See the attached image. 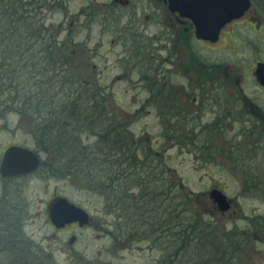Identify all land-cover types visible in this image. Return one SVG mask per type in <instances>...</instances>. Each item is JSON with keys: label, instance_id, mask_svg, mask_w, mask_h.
Returning <instances> with one entry per match:
<instances>
[{"label": "flooded vegetation", "instance_id": "1", "mask_svg": "<svg viewBox=\"0 0 264 264\" xmlns=\"http://www.w3.org/2000/svg\"><path fill=\"white\" fill-rule=\"evenodd\" d=\"M249 1L248 9L224 23L214 38L198 36L194 21L172 10L169 0H88L85 9L72 17L67 32L57 24L60 42L71 50L78 69L90 70L87 78L74 73L78 82L92 81L95 94L107 97V105L95 109H114L110 104L114 87L129 97L125 121L137 142L130 152L135 155L140 141L159 140L156 149L146 144L142 152L149 170L161 178L166 201H172L171 182H175L166 178L170 167L163 166L168 150L190 156L199 174L196 181L211 183L199 195L197 209L176 212L186 222L184 254H178L184 235L176 232L170 203L166 217L158 205L151 208L153 227L147 232L142 227L127 233V217L122 213L125 244L150 240L160 254L157 264L168 262L162 252L167 245L171 264H180L183 255L182 264H264V0ZM87 28H97L96 42L89 35L79 37L82 31L89 32ZM108 36L112 49L116 46L119 52L109 69L118 74L110 76L106 85L109 71L97 77L93 73L97 66L89 60L98 53L94 47L103 46ZM144 119L155 122L151 128L159 131L134 133V125L149 123ZM29 148L40 157L39 150ZM179 161L184 163L185 158ZM40 171L39 165L27 176L0 175V260L5 262L0 264H32L33 252L48 258L42 247L33 251V239L22 230L25 204L20 195L29 179H40ZM176 183L186 185L182 178ZM211 190L223 192L226 205L220 207ZM51 201L44 207L47 216ZM47 221L52 225L49 216ZM75 226L85 227L76 222L62 228L52 225L59 232ZM144 236L148 239L141 240ZM74 239L75 235L70 241Z\"/></svg>", "mask_w": 264, "mask_h": 264}, {"label": "trees", "instance_id": "2", "mask_svg": "<svg viewBox=\"0 0 264 264\" xmlns=\"http://www.w3.org/2000/svg\"><path fill=\"white\" fill-rule=\"evenodd\" d=\"M61 2L0 0V114L16 110L30 116L37 150L50 156L40 164L44 171L49 168L47 175L106 196L113 212L119 211L118 218L122 219L125 211L127 233L142 227L147 232L153 227L151 208L166 200L164 186L155 170H149L142 152L145 147L136 146L135 155L130 152L137 142L132 140L125 119L113 111L96 110L107 105V97L95 94L92 81L78 82L70 70L74 62L71 52L63 48L57 28L45 14ZM4 95L8 97L3 99ZM13 105L19 107L14 110ZM177 186L182 185L172 182V192ZM134 188L138 191L131 195ZM180 203L181 210L193 208L184 200ZM157 210L164 211L159 205ZM175 215L176 232L184 235L186 222L181 214ZM138 220L141 224L137 227ZM114 234L115 239L124 236L123 229ZM183 237L178 254L187 249ZM163 249L167 254L163 259L168 262L161 263L171 264L168 245ZM182 258L180 264L186 259Z\"/></svg>", "mask_w": 264, "mask_h": 264}, {"label": "rangeland", "instance_id": "3", "mask_svg": "<svg viewBox=\"0 0 264 264\" xmlns=\"http://www.w3.org/2000/svg\"><path fill=\"white\" fill-rule=\"evenodd\" d=\"M97 1L100 2L102 0ZM107 1L109 0H105V3ZM87 2L88 0H68L66 4L63 3L61 6H54L55 8L52 12L48 11L45 12V14L49 22L55 25L56 28L57 24L61 23V28H65V32H67L72 17H75L74 15L77 14V12L85 9ZM87 29L89 32H87V30L82 31L79 37L83 39L86 38V35H89L90 41L96 42L98 39L97 28H93L91 31L89 28ZM105 39L106 41L103 46L96 48L93 42L90 45L98 52L94 59L91 58V60H89L91 66L93 64L97 66L98 70L93 72L97 77L109 71L110 66L114 62V58H116L115 55L119 52V48L116 46L112 49L110 36ZM108 51H111L109 55H107ZM224 51L226 52L227 50ZM70 70L73 74H78L80 79L82 76L87 78L90 73V70L87 72L88 74L85 70H79L78 64L74 62ZM108 73V79H104L106 85L110 83V76L118 74V70L113 69ZM114 89L115 92L110 96V104L114 106V109L111 111H113L116 116L125 119V113L129 111L127 109V103L129 101L127 98L129 97L122 92V89L116 87H114ZM6 97L8 96L4 95L3 99ZM18 107V105H13L14 110ZM143 122L149 123L142 124L141 126H133L132 131L137 135H141L147 130L151 133L159 131L156 127L151 128L154 126L155 122L146 119H144ZM142 126H146V128ZM139 143L142 145L141 147H145L146 144L150 145L153 150L160 144L157 139L149 140L148 142L145 141V143L140 141ZM11 144H20L26 147H32L33 149L38 148L30 116L22 115L16 110L6 111L4 114H0V153L6 145ZM39 152L42 160H44V158H50V156L45 155L42 151ZM167 156L168 160L166 161ZM180 158H185V162L180 163ZM164 159L166 166L165 164H163V166L170 167L169 170L165 171L166 178H170L175 182H178L179 179L182 178L184 182H186V185H184V187L182 186L183 188L177 186L175 191L172 192V197L175 196L176 200L173 201V198L172 201L163 200L158 203V205L161 209L166 211L170 203L173 209L175 208L176 210L174 211L175 214V212H179L177 209L181 207L180 200L186 196L187 202L193 204V208L197 209L199 206V195L202 192L208 191L211 183L208 181L200 183L196 181V177L199 174L195 171L194 162L191 160L190 156L181 155L176 152V150H168ZM159 163L161 167L162 162ZM48 170L49 168H45V172L41 167V173L39 172L41 174L40 179H29V181L24 184L23 192L20 195L25 204V215L22 221L24 226L22 230L27 237L33 239V251L39 250V248L42 247L44 253L48 255V258L44 257L41 259V255L38 256L33 252L34 254L30 257L29 262L32 264H153L156 262L160 254L159 251L150 244V240L145 242H137L134 240L126 245L125 241L127 239L124 238V236L118 237L117 239L114 238L115 231L120 232V228L123 229L124 233V223L122 219L117 217L119 211L116 210L113 212V208L109 206L110 203L109 200L106 199V196H102L96 192L82 191L75 187L73 183L54 179L52 175H47ZM137 191V188L130 190L131 195ZM2 192V181L0 180V197L2 196ZM62 195L82 208H86L92 221L83 228H79L78 226L74 228L68 227L64 232H59L56 228L52 227L49 221H47V210L45 212L44 207L47 206V203L51 201L53 197ZM15 201L19 202L17 199ZM176 205L178 206L176 207ZM123 214L125 215V211H123ZM74 235L75 239L70 241ZM0 262L5 263L2 260H0Z\"/></svg>", "mask_w": 264, "mask_h": 264}, {"label": "water", "instance_id": "4", "mask_svg": "<svg viewBox=\"0 0 264 264\" xmlns=\"http://www.w3.org/2000/svg\"><path fill=\"white\" fill-rule=\"evenodd\" d=\"M172 10L194 21L198 36L214 38L218 30L232 18L242 15L250 5L249 0H169ZM40 157L21 145L6 147L0 161V175L27 176L39 169ZM211 198L226 205V196L218 190H211ZM49 219L56 228L76 222L80 227L88 225L92 218L86 208H82L64 195L53 198L48 208Z\"/></svg>", "mask_w": 264, "mask_h": 264}]
</instances>
